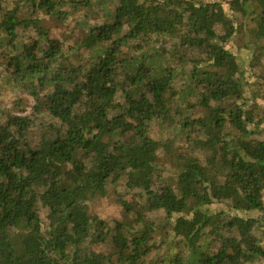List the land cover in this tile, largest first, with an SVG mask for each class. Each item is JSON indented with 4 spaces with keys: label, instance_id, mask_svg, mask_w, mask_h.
I'll list each match as a JSON object with an SVG mask.
<instances>
[{
    "label": "trees",
    "instance_id": "16d2710c",
    "mask_svg": "<svg viewBox=\"0 0 264 264\" xmlns=\"http://www.w3.org/2000/svg\"><path fill=\"white\" fill-rule=\"evenodd\" d=\"M263 191L264 0H0V264H264Z\"/></svg>",
    "mask_w": 264,
    "mask_h": 264
},
{
    "label": "rangeland",
    "instance_id": "374dc122",
    "mask_svg": "<svg viewBox=\"0 0 264 264\" xmlns=\"http://www.w3.org/2000/svg\"><path fill=\"white\" fill-rule=\"evenodd\" d=\"M35 13L40 14V16L44 20V24H46L52 31V35L59 36L63 31L67 30L69 27L68 23L65 24H58L54 19H51L49 16H47L44 13H39V11H35ZM31 14V13H30ZM29 14V15H30ZM27 15V16H29ZM262 201H263V197ZM264 202V201H263ZM112 203V205H111ZM116 203L113 199L112 200H101L97 204V207L95 208L96 212L98 211L103 216L106 217V219L113 220L114 217L121 218L123 216L120 207H118V203Z\"/></svg>",
    "mask_w": 264,
    "mask_h": 264
},
{
    "label": "built area",
    "instance_id": "2783aa9c",
    "mask_svg": "<svg viewBox=\"0 0 264 264\" xmlns=\"http://www.w3.org/2000/svg\"><path fill=\"white\" fill-rule=\"evenodd\" d=\"M261 197H263V201H264V191L261 193Z\"/></svg>",
    "mask_w": 264,
    "mask_h": 264
}]
</instances>
